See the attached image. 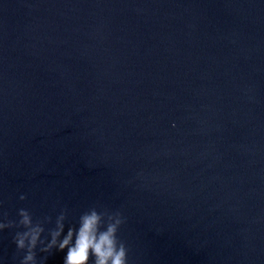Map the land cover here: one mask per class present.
<instances>
[{"label":"water","instance_id":"obj_1","mask_svg":"<svg viewBox=\"0 0 264 264\" xmlns=\"http://www.w3.org/2000/svg\"><path fill=\"white\" fill-rule=\"evenodd\" d=\"M92 208L128 264H264V0H0V222Z\"/></svg>","mask_w":264,"mask_h":264},{"label":"clouds","instance_id":"obj_2","mask_svg":"<svg viewBox=\"0 0 264 264\" xmlns=\"http://www.w3.org/2000/svg\"><path fill=\"white\" fill-rule=\"evenodd\" d=\"M18 216V222H0V231L13 227L23 229L14 237L17 250L25 253L20 264H37L38 245H43L40 248L43 253H51L53 249L64 252L63 264H128V248L118 239L119 229L125 223L119 212L109 214L92 208L80 215L76 225L66 229L67 215L62 211L54 227L48 230L47 242L42 236L45 226L53 223L50 216L34 221L26 209H20Z\"/></svg>","mask_w":264,"mask_h":264}]
</instances>
